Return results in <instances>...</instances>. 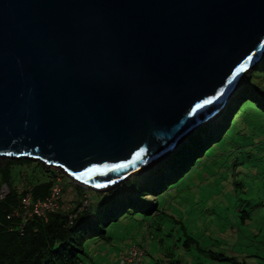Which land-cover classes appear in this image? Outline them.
Wrapping results in <instances>:
<instances>
[{
    "label": "water",
    "instance_id": "water-1",
    "mask_svg": "<svg viewBox=\"0 0 264 264\" xmlns=\"http://www.w3.org/2000/svg\"><path fill=\"white\" fill-rule=\"evenodd\" d=\"M262 54L264 0H0V159L113 189L222 117Z\"/></svg>",
    "mask_w": 264,
    "mask_h": 264
},
{
    "label": "rangeland",
    "instance_id": "rangeland-1",
    "mask_svg": "<svg viewBox=\"0 0 264 264\" xmlns=\"http://www.w3.org/2000/svg\"><path fill=\"white\" fill-rule=\"evenodd\" d=\"M255 71L245 75L230 103L238 99L243 91L241 85L249 83ZM253 78L255 83L264 87L262 79ZM249 104L235 115L230 130L232 135L243 131L247 137L238 136L228 148H218L214 158L217 161L214 160L213 166L206 171L209 180L189 179L185 184L186 191L180 193L176 201L171 200L174 191L166 195L167 198L161 197V205L166 204L165 215L161 214L153 222L141 216L136 219L127 217L110 228V241H90L86 245L89 256L83 258L82 264H120L135 247H144L147 251L141 264H264V102ZM221 118L193 132L179 143L178 148L188 144L190 137H197L201 130L209 126L212 134ZM247 138L248 141H242ZM174 153L159 161L161 163L158 162L155 167L129 179L149 174L167 159L170 160ZM21 161L0 159V177L3 168ZM11 174L10 184L16 191L54 180L63 186L64 196H67L76 192L71 185L73 182L79 189L86 190L83 193L85 206L90 202L89 188L53 166L31 161L29 165H11ZM147 200L154 202L156 197L147 196ZM212 252L234 260L219 261L222 258L214 259Z\"/></svg>",
    "mask_w": 264,
    "mask_h": 264
},
{
    "label": "trees",
    "instance_id": "trees-1",
    "mask_svg": "<svg viewBox=\"0 0 264 264\" xmlns=\"http://www.w3.org/2000/svg\"><path fill=\"white\" fill-rule=\"evenodd\" d=\"M261 63L250 82L241 85L242 93L230 103L212 134L210 126L201 130L197 137L189 138L188 144L180 146L170 160L167 159L149 174L127 179L106 192L89 189L91 199L87 206L83 203L86 190L79 189L73 182L71 185L76 192L67 196H64L63 186L54 180L26 186L20 192L13 189L10 184L11 165H29V160L13 162L3 168L1 184L8 185L10 194L0 202V264H82L83 258L89 256L86 245L94 240L110 241V228L127 217L136 219L141 216L153 222L161 214L165 215L166 204L162 206L160 198L174 191L171 200L176 201L178 195L186 191L185 184L189 179L209 180L207 172L214 160L217 161L214 158L218 148L226 149L238 136L243 138L241 136L245 135L243 131L232 135L230 130L235 115L242 107L250 105L249 102L257 105L264 102V87L253 81L255 76L264 83V61ZM242 141H248V138ZM56 186H62L58 202L60 210L47 214L45 218L35 216L25 224L22 220L8 218L19 207L23 197L29 194L34 202L45 201ZM147 196L156 197V200L146 201ZM211 256L222 258L219 261L234 260L213 252Z\"/></svg>",
    "mask_w": 264,
    "mask_h": 264
},
{
    "label": "built area",
    "instance_id": "built-area-1",
    "mask_svg": "<svg viewBox=\"0 0 264 264\" xmlns=\"http://www.w3.org/2000/svg\"><path fill=\"white\" fill-rule=\"evenodd\" d=\"M62 186H56L52 195L45 201L34 202L31 195H26L20 201L19 207L13 210L9 219H19L25 224L33 217L45 218L47 214L60 210L59 200L61 199ZM10 194L8 185L0 183V202L5 200ZM135 247L129 255L121 260L120 264H141L145 255V250Z\"/></svg>",
    "mask_w": 264,
    "mask_h": 264
},
{
    "label": "bare ground",
    "instance_id": "bare-ground-1",
    "mask_svg": "<svg viewBox=\"0 0 264 264\" xmlns=\"http://www.w3.org/2000/svg\"><path fill=\"white\" fill-rule=\"evenodd\" d=\"M263 57H264V55H263ZM262 62V60L258 63V65L260 64ZM258 65H256L254 68H256ZM252 69V68H251ZM250 73V72H249ZM249 73H247V74H249ZM196 130H194L193 132H195ZM185 140V139H184ZM181 143V142H180ZM159 162V161H158ZM158 162H156L155 164H152V166H154V165H156ZM160 163V162H159Z\"/></svg>",
    "mask_w": 264,
    "mask_h": 264
},
{
    "label": "snow or ice",
    "instance_id": "snow-or-ice-1",
    "mask_svg": "<svg viewBox=\"0 0 264 264\" xmlns=\"http://www.w3.org/2000/svg\"><path fill=\"white\" fill-rule=\"evenodd\" d=\"M211 101H206V103H210ZM118 167H125V165H119ZM89 171H95V169H89Z\"/></svg>",
    "mask_w": 264,
    "mask_h": 264
},
{
    "label": "clouds",
    "instance_id": "clouds-1",
    "mask_svg": "<svg viewBox=\"0 0 264 264\" xmlns=\"http://www.w3.org/2000/svg\"><path fill=\"white\" fill-rule=\"evenodd\" d=\"M142 263V262H141Z\"/></svg>",
    "mask_w": 264,
    "mask_h": 264
}]
</instances>
